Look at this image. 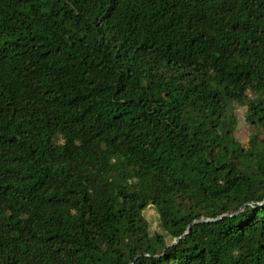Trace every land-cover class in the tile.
<instances>
[{"label": "trees", "instance_id": "obj_1", "mask_svg": "<svg viewBox=\"0 0 264 264\" xmlns=\"http://www.w3.org/2000/svg\"><path fill=\"white\" fill-rule=\"evenodd\" d=\"M0 264H264V0H0Z\"/></svg>", "mask_w": 264, "mask_h": 264}, {"label": "rangeland", "instance_id": "obj_2", "mask_svg": "<svg viewBox=\"0 0 264 264\" xmlns=\"http://www.w3.org/2000/svg\"><path fill=\"white\" fill-rule=\"evenodd\" d=\"M243 110H239L237 112V115L239 117V123L237 126V130H236V136L240 139L245 141L248 136H249V130L250 128L248 127V125L246 124V121L243 118ZM146 217L150 220V221H154L155 219V213L153 211V209L151 207H148L145 211H144ZM152 224H154L152 222Z\"/></svg>", "mask_w": 264, "mask_h": 264}, {"label": "water", "instance_id": "obj_3", "mask_svg": "<svg viewBox=\"0 0 264 264\" xmlns=\"http://www.w3.org/2000/svg\"><path fill=\"white\" fill-rule=\"evenodd\" d=\"M204 219H205V220H209V219H207V218H204ZM187 231H188V230H187ZM187 231H186V232H187ZM186 232H185V233H186ZM174 242H175V240H174Z\"/></svg>", "mask_w": 264, "mask_h": 264}]
</instances>
